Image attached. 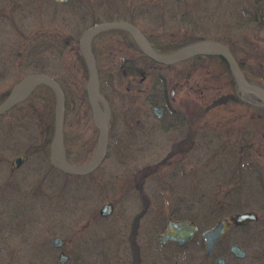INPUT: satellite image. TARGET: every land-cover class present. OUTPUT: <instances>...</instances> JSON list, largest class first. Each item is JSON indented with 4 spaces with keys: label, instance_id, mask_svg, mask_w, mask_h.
<instances>
[{
    "label": "rangeland",
    "instance_id": "obj_1",
    "mask_svg": "<svg viewBox=\"0 0 264 264\" xmlns=\"http://www.w3.org/2000/svg\"><path fill=\"white\" fill-rule=\"evenodd\" d=\"M256 3L0 0V104L26 74L51 76L64 94L65 158L81 165L93 157L98 137L79 51L87 28L129 22L159 54L218 42L248 84L264 89V20H250ZM258 6L264 14V0ZM91 51L108 123L105 156L89 175H63L51 164L56 102L47 86L0 116V264H55L62 249L51 246L52 237L66 242V264H168L153 253H174L172 245L154 243L171 217L198 228L185 252L184 259L192 253L188 264H215L204 254L201 232L219 218L248 211L258 220L230 229L218 249L234 243L245 250L243 260L226 251V264H264L260 102L243 94L219 57L159 66L122 30L97 34ZM122 62L133 67L120 68ZM152 105L164 109L161 118ZM19 155L26 160L13 168ZM105 204L112 211L100 217Z\"/></svg>",
    "mask_w": 264,
    "mask_h": 264
},
{
    "label": "water",
    "instance_id": "obj_2",
    "mask_svg": "<svg viewBox=\"0 0 264 264\" xmlns=\"http://www.w3.org/2000/svg\"><path fill=\"white\" fill-rule=\"evenodd\" d=\"M55 2L66 3L71 0H53ZM120 29L124 30L131 35V38L135 40L138 48L141 49L142 53L153 61L163 64L171 65L178 62H183L189 60L195 56H216L222 58L229 67V71L233 76V79L239 89L243 94H250L254 96L264 107V89L260 86L254 84H248L241 69L236 60L229 51V49L218 42L213 41H200L186 45L184 47H179L174 52L168 54H159L154 51L148 42V40L142 35L138 27L124 22V21H113V22H103L97 23L86 29L80 38V51L82 53L83 59L86 64L88 79L86 83V97L90 107L91 117L93 124L98 130L97 146L95 152H93L92 159L85 164L80 166L70 165L65 159L64 144L62 139V124L63 114H64V94L59 84L50 76L46 74H29L23 77L17 82L10 91L7 98L0 104V115L10 110L14 105H18L23 102L32 91L39 85H45L51 89L55 95V108H54V131L51 145V162L60 170L65 171L70 174H86L90 173L103 161V158L107 149V121H108V109L104 100L99 97L98 93V74L96 69V64L94 57L91 52V39L101 32ZM152 113L156 118H160L163 109L157 106L150 107ZM26 157L24 155H19L11 162V166L17 168L21 163L24 162ZM112 211V206L110 204L104 205L100 211L99 215L106 217ZM256 215L253 212H245L240 214H234L231 216L230 220L234 225H244L248 222L255 221ZM230 221L227 219H221L212 227L201 232V238L204 245V250L207 255L213 253L215 244L222 238L226 232ZM197 226L185 220H168L166 224V229L162 234L156 236V241L160 243L166 242H176L179 245H183L188 242L194 234L197 232ZM62 240L59 237H52L50 244L55 247L62 246ZM230 252L236 258H244L245 252L240 249L237 245L232 244L230 247ZM67 257L61 253L57 257L56 264H65ZM224 260L222 258L217 259V264H223ZM8 264V263H6ZM136 264V263H134Z\"/></svg>",
    "mask_w": 264,
    "mask_h": 264
},
{
    "label": "flooded vegetation",
    "instance_id": "obj_3",
    "mask_svg": "<svg viewBox=\"0 0 264 264\" xmlns=\"http://www.w3.org/2000/svg\"><path fill=\"white\" fill-rule=\"evenodd\" d=\"M125 22V21H124ZM129 23V22H128ZM131 24V23H130ZM144 35V34H143ZM149 41V40H148ZM150 43V42H149ZM150 45H151V43H150ZM151 47L155 50V48L151 45ZM140 49V48H139ZM141 51V50H140ZM126 65H129L130 67H133V66H131L130 64H129V62H122V64H121V66H120V68L121 67H124V66H126ZM26 76V75H25ZM22 79V78H21ZM53 165V164H52ZM54 166V165H53ZM55 167V166H54ZM56 168V167H55ZM57 169V168H56ZM61 173H63V175H71V174H68L67 172H65V171H60ZM90 173H87V174H84V175H80V174H75V175H73V176H76V177H81V176H86V175H89ZM252 212H254L255 214H256V220L255 221H257L258 220V215H257V213L255 212V211H252ZM232 215H234V214H232ZM232 215H230L229 217H224V218H219L214 224H216L219 220H221V219H227V220H229L230 221V223H229V226H228V228H227V230H226V232L224 233V235L222 236V238L215 244V246H214V249H212L213 250V253L211 254V255H207L206 253H205V251H204V254L207 256V258H209L210 259V261H211V263L214 261V263L215 264H217V259L218 258H222V260H224L225 258V256H226V251L227 252H229V254L233 257V258H235V259H237V260H243V258H236V257H234L233 255H232V253L230 252V247H231V245L232 244H234V243H230V244H226V243H224L223 244V246H222V249H218V247L220 246V244H221V242H223V239L225 238V236H226V234H227V232L231 229V230H239V229H241L242 227H245L246 225H248V224H250V223H252V222H254V221H252V222H248V223H246V224H244V225H234L232 222H231V220H230V218H231V216ZM100 216V215H99ZM100 217H102V216H100ZM168 220H174V221H179V220H185V221H188V222H190L189 220H187V219H185V218H176V217H171V218H168L165 222H166V224H167V222H168ZM166 224H165V228H166ZM213 224V225H214ZM212 227V226H211ZM165 228L162 230V231H160L161 233H163V231L165 230ZM197 232H198V230H197ZM196 232V233H197ZM161 233H159V234H161ZM195 233V234H196ZM195 234H194V236H195ZM157 236V235H156ZM156 236H155V244H157V245H159V246H162V247H164V246H166V245H172L173 246V248H174V253H172V254H164V253H158V252H154L153 253V255L155 254V259H157L158 261H163V262H168V264H178L179 262H181L182 264L185 262L186 264H188L191 260H192V253L190 254V257L187 255L186 256V258L187 259H184V257H185V252L187 251V250H189V244H190V240H192L193 239V237L190 239V240H188V242H186V243H184L183 245H179L178 243H176V242H166V243H160V242H157L156 241ZM62 246L61 247H58V248H60V249H62V250H60V253L59 254H61V253H63L66 257H67V259H66V262L69 260V252L67 251V250H65V251H63V246L66 244V242H64V240H62ZM201 244H202V246H203V249H204V245H203V242H202V240H201ZM235 245H237L238 247H240L238 244H235ZM217 249L218 250H220V251H217ZM240 249H241V247H240ZM244 252H245V250L244 249H242ZM69 253V254H68ZM163 255V256H162ZM245 257H246V252H245ZM244 257V258H245ZM184 260H186V261H184ZM226 260H224V262H223V264H226V262H225ZM66 262H65V264H66ZM134 263H136V264H140V261H138V259H133L129 264H134Z\"/></svg>",
    "mask_w": 264,
    "mask_h": 264
},
{
    "label": "trees",
    "instance_id": "obj_4",
    "mask_svg": "<svg viewBox=\"0 0 264 264\" xmlns=\"http://www.w3.org/2000/svg\"><path fill=\"white\" fill-rule=\"evenodd\" d=\"M256 2L257 3H256L255 11L253 10V13L250 14V15H252V18L250 20H252L251 22H254V23H262L263 22L262 20H264V18H263L264 14H263V12H260L261 8H259V6H258V0H256ZM197 57H200V56H197Z\"/></svg>",
    "mask_w": 264,
    "mask_h": 264
}]
</instances>
